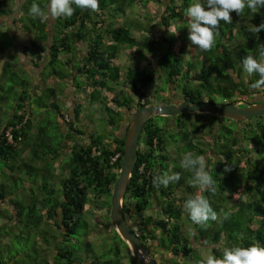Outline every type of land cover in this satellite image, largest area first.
I'll return each mask as SVG.
<instances>
[{"label": "trees", "instance_id": "trees-1", "mask_svg": "<svg viewBox=\"0 0 264 264\" xmlns=\"http://www.w3.org/2000/svg\"><path fill=\"white\" fill-rule=\"evenodd\" d=\"M147 1L20 0L15 6V0H0V16H9L28 34L22 42L11 32L0 43V82L12 68L21 77L0 114V204L9 207L0 208V264H137L108 217L129 116L120 134L97 132L79 101L69 109L63 105L57 96L63 84L88 104L93 101L109 125L120 119V109L150 102L264 100V0H149L162 28L158 39L151 35L154 23L134 13ZM12 24L1 20L0 33L4 25L14 31ZM170 24L176 31L167 36ZM141 30L148 34L132 33ZM174 39L178 43L172 49ZM78 42L85 48L80 57L74 49ZM120 46L146 47L156 65L151 67L148 58L149 67L138 73L136 62L121 66L115 59ZM157 47L163 51L156 61L151 49ZM62 53L70 56L61 59ZM39 64L41 70L33 75ZM157 69L161 81L153 87ZM48 76L57 87L41 86ZM177 81L182 86L174 99L169 91ZM12 89L10 83L5 92ZM0 93L5 100L6 93ZM41 109H50L53 118H44ZM169 116L165 123L156 120ZM200 165L206 169L201 180L196 175ZM38 173L41 189L15 198L8 184L22 179L20 188L27 190L25 183ZM121 209L154 264L164 258L170 264H211L198 251L203 247L211 251L213 264H264V114L247 120L207 112L147 117ZM94 212L99 221L87 222L85 215ZM96 222L112 234L94 242L88 235ZM12 238L32 241L37 252L13 250ZM94 243L102 246L99 252Z\"/></svg>", "mask_w": 264, "mask_h": 264}, {"label": "rangeland", "instance_id": "rangeland-1", "mask_svg": "<svg viewBox=\"0 0 264 264\" xmlns=\"http://www.w3.org/2000/svg\"><path fill=\"white\" fill-rule=\"evenodd\" d=\"M20 0H15V6H16V4L19 2ZM155 7H156V5H155ZM154 7V4L153 3H151L149 0L147 1V2H145V4L144 5H136V7L134 8V13H136L135 14V16H139L141 19H143V20H148V22H149V24H151V23H154V26H153V30H151L152 32H151V35L152 36H154L153 38L155 39H158V36L160 35V33L162 32L161 31V27H159L158 26V23H157V21H158V17H156V14H155V11H156V8ZM128 11V13H130V11L129 10H127ZM45 16H46V13H45ZM142 16H143V18H142ZM4 18L6 19V22L9 24L10 23V25L12 24L11 23V21H10V19H9V16H4ZM146 18V19H145ZM50 21H51V18L49 17V21H48V28H49V25H50ZM12 27L14 28V31H11L10 29L11 28H7V25H4V31L2 32V33H0V43H5L4 41H6V40H8L9 39V35H8V33H10V35H12V33L11 32H14L15 33V35L22 41V42H26L27 40H28V34H27V32H23V31H20L17 27H16V25H15V23H13L12 24ZM49 30V29H48ZM169 31L170 32H172V31H176V28L172 25V24H170L168 27H167V29H166V34L165 35H167V34H169ZM132 33L135 35V36H139V34H142V35H145V34H148L145 30H141V31H132ZM168 36V35H167ZM81 45L79 46V48H81V49H83V47H84V44H83V42H79ZM161 43H163V42H161ZM176 43H178V39H174V41L172 42V49L176 46ZM149 45V44H148ZM161 45V44H160ZM2 46H3V44H0V57H1V53L2 52H4L3 50H2ZM161 46H163L164 47V43L161 45ZM135 47V46H134ZM130 48V47H125V46H120V48L118 49V51L116 52V55H115V59H116V61L117 62H119L120 63V65L122 66V65H125V64H130V63H132V62H136L137 64H135V67H134V70H137V73L139 72V71H141V69H145V68H148L149 66L147 65V60H148V58H149V53H151V52H149L150 50H148L146 47H135V48H137V50L135 49V48ZM74 49H75V47H74ZM140 49V50H139ZM108 50H109V47H108ZM151 50H153V52H156L155 54V58H156V61H157V59H158V56H160V53L163 51V48H162V50L161 49H159L158 50V47L157 48H153V49H151ZM158 50V51H157ZM72 52H74V51H72ZM128 52V53H127ZM141 54H145V56L144 57H142L141 56ZM14 51H11V52H9V57L10 58H13L14 57ZM64 55H69L70 56V54L68 53V54H65V53H62L61 55H60V58L62 59L63 57H64ZM150 59V66L151 67H154L155 65H156V62H155V60H154V58L151 60V58H149ZM0 62H1V59H0ZM75 62V60H72L71 61V63L72 64H76V63H74ZM57 63V67H59V68H62V69H64L65 68V66L64 65H62V63H61V61H58V62H56ZM40 67H41V65L40 66H38L37 68H33L32 70L33 71H31L32 73H33V75L35 74V73H38L39 72V69H40ZM124 70H125V67H124ZM9 71V74L8 73H6V76H7V78L9 79H6V80H4V81H1L0 82V85L2 86V89L0 88V92L2 91V92H4V93H6V95H7V97H6V99L5 100H0V114H2L3 112H5V110L9 107L8 105H7V102H11V100H12V98L14 97V95L16 94V93H14V91H18V89L17 88H19L20 86L16 83V81L17 80H19L21 77H19L18 76V74H17V71H15L14 70V68H12V70L10 71V70H8ZM45 71V70H44ZM158 72H159V70L157 69V70H155L154 71V83H153V87L154 86H156L157 84H159L160 83V81L161 80H159V78H158ZM157 75V76H156ZM16 76H18V79L17 78H15ZM79 77H80V75L78 74L77 76H75V80H78L79 79ZM13 78H14V81H13ZM26 78V77H25ZM161 79H162V81H164V78L161 76ZM26 80H28V78H26ZM24 81H25V79H24ZM66 82V81H65ZM10 83L11 84H13V89H12V91H8V92H5L6 91V87H7V85L9 84L10 85ZM80 84H82V82L80 81L79 82ZM40 84H41V86L42 85H47V84H51V85H53L54 87H57L58 86V84L59 83H57L55 80H52L49 76L47 77V78H45V80H43V81H40ZM24 86H25V84H23ZM24 86H22V87H24ZM181 83H179L178 81L175 83V87H173L170 91H169V95H171V97H173L174 99L175 98H178L179 97V93H180V88H181ZM174 89V90H173ZM61 90H62V92H61V94H58L57 96L61 99V101L64 103L63 105L67 108V109H69L70 108V103H73V102H75V101H79L83 106H85L86 107V111H87V114H88V118H86V117H84L85 119H88L89 120V122H88V124H89V126L92 128V129H94V130H96L97 129V132H103V133H110V132H112V133H116V134H120L121 133V131L123 130V128H124V124H125V122H126V120H128L127 118H128V116L130 115V113L132 112V110L133 109H126V110H124V111H122L121 109H120V111H121V116H120V119L116 122V124H113V125H109V124H107V123H105L104 121H102V113H103V111H100L97 107H96V105L94 106V103H93V101L90 103V104H88L87 103V100H86V98L81 94L80 95V92L79 91H77V90H75V88L74 87H72L71 85H64L63 84V86H61ZM149 92H151L152 94H155L156 92H154L153 91V88L152 87H150L149 88ZM36 92H40L41 94H42V92L41 91H39V90H36ZM157 94H159V93H157ZM0 95H2V93H0ZM156 99H158V96H155L154 97V100H156ZM215 100L217 101V100H219V98L217 97V96H215ZM112 105V107H114L113 106V104H111ZM90 106H94V108H91ZM96 107V108H95ZM116 108V107H115ZM84 113V112H83ZM185 113H187V112H185ZM40 114L41 115H44V118H46V117H50V119H52L53 118V114H52V111H50V109H47V110H42L41 109V112H40ZM173 115V114H172ZM186 115V114H185ZM2 116H4V115H2ZM46 116V117H45ZM168 118H170V116L169 117H165V118H160V117H156V120L158 121V122H160V123H165V120L166 119H168ZM176 117L174 116V119H175ZM34 121H36V119L34 120ZM60 121H63L62 119H60ZM62 123V122H61ZM170 123V122H169ZM47 130L48 131H52L51 130V127L49 126L48 128H47ZM87 130H89V128L87 129ZM171 130V129H170ZM170 130H168V131H170ZM176 134V133H175ZM51 135V134H50ZM83 137V136H82ZM174 137L175 138H177V135H174ZM79 139H81L80 137H78ZM76 140H77V138H76ZM169 151H170V153H171V155H174V153H172L173 151H172V148L171 149H169ZM21 155H24V153H22ZM38 164V163H37ZM18 172L20 173V176H22V174L24 173L23 171H22V169H20V170H18ZM205 173H206V169H205V167L203 166V165H200V169H199V171L196 173V175H197V179H199V180H201V176L202 175H205ZM41 173H38V174H36L34 177H31V179H28L29 181V183L28 182H26L25 184H27L26 185V187H27V190H26V188H20V185H21V183L20 182H22V179L21 180H17V182L16 183H9L8 184V186H10V188L11 189H13L14 191H13V196L15 197V198H17V199H21V194H23L24 193V197L25 196H29V195H31L32 194V192H35V193H37V191H39L38 189H41V184H40V180H41V178H43V175H40ZM0 178H1V176H0ZM47 179V178H46ZM198 182V184H199V188H201L202 189V187H203V184H201L199 181H197ZM48 186V185H47ZM56 187H57V184H56ZM3 207H8V204H7V202L6 203H4V204H0V208L2 209ZM85 207L87 208V209H89V205H85ZM9 208V207H8ZM103 212V211H102ZM93 213V212H92ZM94 217L95 218H97V221H99L98 219L99 218H101L100 217V214H96L95 212H94V215L93 214H86L85 215V218H86V221L87 222H92L93 221V219H94ZM3 218L2 217H0V223H2L3 222ZM96 228H95V230H93V231H91V233L88 235V238L91 240V241H94V242H97V241H100L101 240V238H103L104 236H105V234H108V235H110V233L112 234V232L110 231L109 232V228L107 227V226H105L104 225V227H102V225H99L97 222H96ZM80 232H81V230H78V235H75V236H79L80 235ZM6 240H8V238H5L4 239V241H6ZM108 239H106V241H107ZM35 244H37V242H35ZM10 246H13V250L14 249H16V248H22V250L24 251V252H27V253H29V255H33L34 253H36L37 251H35L34 249H33V243H32V241H29V240H24V239H17V238H12V242H11V244H10ZM92 247H94V251L95 252H99L100 251V249H101V245H99V246H97V245H95V243H94V245H92ZM100 247V248H99ZM102 251V250H101ZM199 253L201 254V256L204 258V259H206V260H209L210 262H211V264H213L215 261H211L210 260V258H212L211 257V251L209 250V248H207V247H203V248H200L199 250ZM19 252H21L20 250H19ZM102 252H104V251H102ZM40 256L41 257H43L44 256V254H43V251H41L40 253ZM50 256V253L47 255L46 254V256L45 257H49ZM166 256H168V255H166ZM125 262H127L126 261V259H123ZM167 262L166 264H170V260H167V259H165L164 258V260H163V262ZM159 263V264H165V263ZM37 264V263H36ZM157 264V263H156Z\"/></svg>", "mask_w": 264, "mask_h": 264}, {"label": "water", "instance_id": "water-1", "mask_svg": "<svg viewBox=\"0 0 264 264\" xmlns=\"http://www.w3.org/2000/svg\"><path fill=\"white\" fill-rule=\"evenodd\" d=\"M179 112H207L231 119L247 120L250 117L264 114V100L240 106L235 101L150 102L136 107L131 112L122 143L119 168L111 185L108 217L111 226L127 244L129 253L135 257L137 264H154L153 257L148 253V249L140 240L139 235L130 228L121 209L122 196L134 164L138 136L147 117Z\"/></svg>", "mask_w": 264, "mask_h": 264}, {"label": "crops", "instance_id": "crops-1", "mask_svg": "<svg viewBox=\"0 0 264 264\" xmlns=\"http://www.w3.org/2000/svg\"><path fill=\"white\" fill-rule=\"evenodd\" d=\"M1 20H6V19H5L4 17L0 16V21H1ZM80 45H81V44H80L79 42L76 43V45H75V51H76L75 53H76V55H77L78 57H80V56H81V53L85 50L84 47H83V49L79 48ZM127 53H128V52H127ZM69 54H70V53H69ZM64 56H69V55H64ZM4 57H5V56H4ZM0 59H1V61H2V60H3V57L1 56ZM72 59L75 60V61H77V57H74V56H73ZM40 65L43 66L42 64H39L38 66H40ZM38 66H37V67H38ZM37 67H36V68H37ZM34 68H35V67H34ZM33 70H34V69H33ZM33 70H32V71H33ZM40 70H41V67H40L39 71H40ZM35 74H36V73H35ZM49 77H50V76H49ZM36 78H37V75H36ZM67 79H68V80H67ZM69 79H70V78L67 77V78H66V81L68 82ZM107 105H109V102L107 103Z\"/></svg>", "mask_w": 264, "mask_h": 264}, {"label": "flooded vegetation", "instance_id": "flooded-vegetation-1", "mask_svg": "<svg viewBox=\"0 0 264 264\" xmlns=\"http://www.w3.org/2000/svg\"><path fill=\"white\" fill-rule=\"evenodd\" d=\"M235 102H238V104H240V103H242V102H240L239 100L237 101V100H234ZM256 101H261V100H255V101H252V102H256ZM246 103H249V102H245V103H242V105L243 104H246ZM126 220V219H125ZM127 222V221H126ZM128 224H129V226H130V228L131 229H133L136 233H137V231L135 230V228L134 227H131L133 224L132 223H129V221L127 222ZM134 226V225H133ZM4 241V240H3ZM7 242V241H6ZM9 242V241H8ZM1 263V262H0ZM7 264H9V262L7 263Z\"/></svg>", "mask_w": 264, "mask_h": 264}, {"label": "built area", "instance_id": "built-area-1", "mask_svg": "<svg viewBox=\"0 0 264 264\" xmlns=\"http://www.w3.org/2000/svg\"><path fill=\"white\" fill-rule=\"evenodd\" d=\"M9 129L10 128H7V129L4 130V135L6 137V140L10 142V141H12V137H11Z\"/></svg>", "mask_w": 264, "mask_h": 264}, {"label": "clouds", "instance_id": "clouds-1", "mask_svg": "<svg viewBox=\"0 0 264 264\" xmlns=\"http://www.w3.org/2000/svg\"><path fill=\"white\" fill-rule=\"evenodd\" d=\"M14 4H15V2H14ZM165 103H166V102H165ZM111 104H112V103L109 102V106H112ZM237 105H239L238 102H237ZM239 106H240V105H239ZM133 110H134V109H133ZM133 110H132V111H133ZM130 114H131V113H130ZM129 117H130V115H129ZM128 119H129V118H128ZM128 122H129V121H128Z\"/></svg>", "mask_w": 264, "mask_h": 264}]
</instances>
